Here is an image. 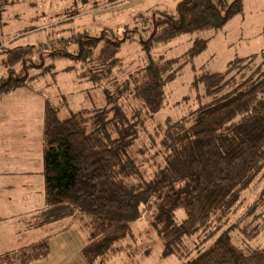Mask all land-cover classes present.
<instances>
[{
  "label": "trees",
  "instance_id": "1",
  "mask_svg": "<svg viewBox=\"0 0 264 264\" xmlns=\"http://www.w3.org/2000/svg\"><path fill=\"white\" fill-rule=\"evenodd\" d=\"M6 1L0 0V15ZM242 6L243 0H180L174 10L152 15L150 34L140 41L146 49L145 64L128 77L148 111L162 107L164 83L170 79L163 71L173 62L153 59L149 49L179 34L218 30L241 12ZM124 32L117 36L111 28L101 29L99 34L83 31L56 38L47 48L50 59H75L77 78L102 83L107 106L79 109L60 118L45 99L41 149L44 205L34 224L43 226L79 214L87 217L89 240L81 246L80 255L86 264H105L103 259L115 249L116 241L130 232L144 209L164 252L184 258L179 264H264V246H241L230 236V231L236 230L242 238L251 239L264 228V75L232 86L233 76L228 72L200 73L195 81L202 83L203 91L195 96L199 106L192 111V121L166 120L168 171L137 187L130 181L143 179L140 163L131 153L138 137L136 124L118 104L125 86L108 93L107 82L97 79L111 74L109 65L127 33L134 31ZM204 46L205 39L198 37L185 54L192 56ZM0 50L5 51L3 64L9 73L0 79V96L28 86L41 73L28 78L27 73L15 71L19 64L24 68L42 64L45 52L36 53L34 45L2 46ZM36 54L40 57L37 63ZM261 175L258 200L245 214L251 219L244 224L238 220L219 231L206 248L188 256L183 239L198 234H204L206 241L212 238L236 208L243 191ZM213 223L217 224L212 229ZM49 249L48 237L41 238L0 253V264H29L46 258Z\"/></svg>",
  "mask_w": 264,
  "mask_h": 264
},
{
  "label": "rangeland",
  "instance_id": "2",
  "mask_svg": "<svg viewBox=\"0 0 264 264\" xmlns=\"http://www.w3.org/2000/svg\"><path fill=\"white\" fill-rule=\"evenodd\" d=\"M178 1H6L0 15V47L34 45L36 53H45L40 66L24 68V64H19L15 67L16 72L27 73L28 78L41 72L30 80L28 86L0 96V216L10 221L6 224L0 219V253L9 244L2 242L10 233L9 229L12 226L21 227L23 216L34 213L37 207L41 210L44 205L41 149L45 99L56 108L60 118L79 109L93 111L107 106L102 83L96 85L76 77L74 70L79 64L75 59L64 57L53 60L46 56L53 40L83 31L99 34L103 28H111L117 36H124L127 30L134 31L127 33V40L109 65L111 74L97 79L107 82L106 92L112 94L125 86L118 104L136 124L138 137L131 146V153L140 163L143 179L130 178V181L137 187L168 171V150L164 143L166 120L169 118L186 124L192 121L193 112L199 106L195 103V96L203 91L202 83L195 81L200 73L228 72L229 76H233L232 86L243 79L257 81L264 75V0H243L242 11L234 14L222 28L179 34L149 49L153 59L173 62L163 71L170 79L164 83L162 107L156 112L148 111L128 77L145 64L146 49H143L140 41L150 34L152 15L164 9L174 10ZM198 37L205 39V46L192 56L185 54ZM70 46L68 48L71 49ZM4 57L5 51L0 50V79L9 74L3 64ZM37 58L35 63L40 61L38 55ZM262 175L260 180L243 191L236 208L212 238L206 241L204 234H198L183 239V249L188 256L206 248L219 231L251 219L245 214L248 207L258 200ZM181 216V211L177 212L178 219ZM16 220L19 224H16ZM35 220L31 219L33 222ZM87 223V217L79 214L43 225L39 231L36 230L39 228L30 227L35 228L34 234L41 233L39 239L48 237L50 249L46 258L29 264H86L80 255V248L89 240ZM216 224L213 223L211 228ZM26 231H29V227ZM230 236L241 246H264V228L251 239L242 238L236 230H231ZM11 238L14 240L15 237L12 235ZM25 243L23 247L30 244ZM115 245V249L103 259L105 264H179L184 260L181 256L164 252V244L144 209L131 224L130 232Z\"/></svg>",
  "mask_w": 264,
  "mask_h": 264
},
{
  "label": "crops",
  "instance_id": "3",
  "mask_svg": "<svg viewBox=\"0 0 264 264\" xmlns=\"http://www.w3.org/2000/svg\"><path fill=\"white\" fill-rule=\"evenodd\" d=\"M0 206H1V201H0ZM36 209L37 210L34 213L28 214L29 216H27V217L23 216L22 221L20 222V226L21 227L14 228V226H12V229L11 230L9 229L10 233L8 234V236L5 239H2V242H4V243L7 242V244L8 243L9 244H8V246L4 247V250L1 253L6 252V251L17 250L18 248L23 247V245L25 243L24 242V238L26 239V243L25 244H27V243L31 244V242H34V241H36L37 239L40 238L41 233L40 234H34L33 230L35 228H39V229H36L37 231H39L41 229V226H35L34 222L31 221V219L35 218L36 215L40 211L38 209V207ZM16 215L17 214H15V216ZM4 217L5 216H0V219H3L4 222H7L6 224H8V222H10V221L7 218H4ZM11 218H13V216H11ZM15 222H16V224H19L18 220H16ZM28 227H29V231H26V229H28ZM30 227H35V228H30ZM12 235L15 237L14 240H13V238H11ZM16 236H19L20 238H16ZM11 241H14V242L12 243ZM21 244H22V246H21Z\"/></svg>",
  "mask_w": 264,
  "mask_h": 264
}]
</instances>
